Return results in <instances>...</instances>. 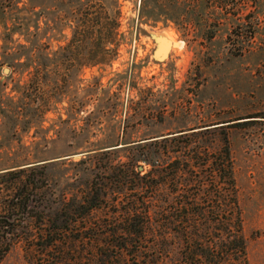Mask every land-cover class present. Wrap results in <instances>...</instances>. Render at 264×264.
Wrapping results in <instances>:
<instances>
[{
	"label": "rangeland",
	"instance_id": "374dc122",
	"mask_svg": "<svg viewBox=\"0 0 264 264\" xmlns=\"http://www.w3.org/2000/svg\"><path fill=\"white\" fill-rule=\"evenodd\" d=\"M143 31L172 40L164 62ZM11 100L40 129L8 120ZM0 106V170L49 164L0 176V216L22 192L40 217L0 227V264H264V0H0ZM152 138L171 165L155 194L133 163ZM157 206L120 249L124 221Z\"/></svg>",
	"mask_w": 264,
	"mask_h": 264
},
{
	"label": "trees",
	"instance_id": "16d2710c",
	"mask_svg": "<svg viewBox=\"0 0 264 264\" xmlns=\"http://www.w3.org/2000/svg\"><path fill=\"white\" fill-rule=\"evenodd\" d=\"M254 26V25H253ZM252 25H237L234 29L233 34L235 35V37H241V35L237 34V31H240L243 27H245L246 32H249L248 35L249 36H253L254 33V27ZM256 32V31H255ZM231 35V34H230ZM1 107V106H0ZM7 111V117L8 120H11L14 124L18 123L21 124L23 127L22 129H20L21 132H27L28 130H33L34 132L37 131L38 129H40L38 127V123L35 121V119H26L24 118V114L27 113L29 111V115L32 116L33 114L37 115V108L34 109H29L26 110L25 105H23L21 102H17L15 100H11L10 103L6 106ZM28 120V121H27ZM40 120V119H39ZM12 130H15V127H12ZM17 130V129H16ZM13 131L11 137L15 138L16 134L15 132L17 131ZM113 139H109L108 141H103L100 146L101 149L98 150H105L107 148H116L118 147V145H114L116 143H114V141H112ZM152 140L148 143H144L143 147L140 148H146V150L144 152L141 153V155H138V157H136L135 159H133V163L139 164L142 163L148 167H150V171L143 176H139L140 173L136 174V177L138 179V181L140 182V189L144 190V191H148L150 190V194H155L153 192H155V188L156 185L153 182L149 181V176L151 175V173H156V174H162L165 175L167 172L168 168H171V165H168L166 163H162L161 165H159L158 160H160L162 158V155H164V153H161L159 150L155 149V146L157 145L156 140L149 139ZM168 139H163L161 141H165ZM130 144H135V143H125L123 144L125 145H130ZM114 145V146H112ZM142 145V144H141ZM140 145H134L133 147H138ZM127 148H130L127 147ZM121 149H126V148H121ZM116 150H120V149H116ZM95 152L94 155L97 154V150L93 151ZM107 153V152H104ZM225 155H228L227 152L224 153ZM30 162V158L29 157H23L22 159H13L9 165L8 168L6 169H2L0 170V176L1 178H3L4 176H10V177H21V175H24L26 172H29L31 170H33V168H39V170H44L49 164H43L40 165V162L32 164L29 163ZM163 162V161H162ZM173 164V163H172ZM223 166V165H222ZM224 168V167H221ZM35 170V169H34ZM179 168H175L174 171L176 173V171H178ZM225 169H215V171H219V172H223ZM175 173L173 174V176L175 175ZM27 179V178H26ZM32 181H28V184H32ZM91 191L93 192V190L91 189ZM32 193V192H31ZM32 195V194H31ZM31 195H25L22 194V192H20V194H17L13 197V201L14 202L13 206H15L16 211L8 216H0V224H1V228H13L14 223L15 222H22L25 221L29 218H38L37 221L40 222V217L35 215V210H36V206H35V201L33 198H31ZM87 210L86 213L90 214L92 211H94L95 209H99L100 206L103 204V200H102V195L100 193H94L92 196H90V199H88L87 201ZM151 204V202L149 203ZM144 206V205H143ZM160 207L157 206L156 207H142V213L140 214V218H138L137 215L133 214L131 217H128L125 221L124 224L125 227L124 229L121 230V232L119 233L117 240L122 241L121 245L119 244L118 247L120 249H124V244L126 242H132V243H138V244H143L145 237H146V229H147V225L149 222V214L152 215H162L161 210L159 209ZM161 213V214H160ZM141 219V220H139ZM58 218L57 216H55V218L52 220V222L55 224L57 222ZM77 220V219H75ZM140 221V222H139ZM62 224V223H61ZM71 226L72 228H74L77 225V221H71V223L66 224V222H63V225H61V228H63L64 226ZM61 230V229H60ZM88 232H93V230L91 229H87ZM7 232V231H6ZM8 234V233H7ZM55 234V233H54ZM95 234L92 235L91 240H93ZM113 238H115L116 233H112L111 235ZM124 237V238H123ZM55 237H51V235H48L47 237V244L48 246H51L53 244V239ZM200 255H198L199 258L207 260L209 262V258H212V255L210 253V251L208 250H201L200 251ZM207 262V263H208Z\"/></svg>",
	"mask_w": 264,
	"mask_h": 264
},
{
	"label": "water",
	"instance_id": "95a60500",
	"mask_svg": "<svg viewBox=\"0 0 264 264\" xmlns=\"http://www.w3.org/2000/svg\"><path fill=\"white\" fill-rule=\"evenodd\" d=\"M143 33L153 44V51L151 55L153 61L156 63L164 62L172 50L170 44V41L172 40L163 32L155 33L151 31H143Z\"/></svg>",
	"mask_w": 264,
	"mask_h": 264
},
{
	"label": "bare ground",
	"instance_id": "6f19581e",
	"mask_svg": "<svg viewBox=\"0 0 264 264\" xmlns=\"http://www.w3.org/2000/svg\"><path fill=\"white\" fill-rule=\"evenodd\" d=\"M170 44H171V48H174V45L171 43V41H170Z\"/></svg>",
	"mask_w": 264,
	"mask_h": 264
}]
</instances>
